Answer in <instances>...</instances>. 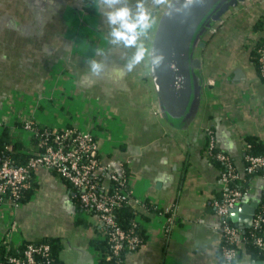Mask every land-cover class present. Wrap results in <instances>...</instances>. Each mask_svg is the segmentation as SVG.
Segmentation results:
<instances>
[{"label": "crops", "instance_id": "1", "mask_svg": "<svg viewBox=\"0 0 264 264\" xmlns=\"http://www.w3.org/2000/svg\"><path fill=\"white\" fill-rule=\"evenodd\" d=\"M263 14L264 0L245 1L205 35L199 51L202 106L181 133L157 110L149 75L134 72L118 83L82 80L93 50L107 47V27L91 0H0V127L28 108L39 124L88 128L102 162L124 163L134 195L146 200L138 208L145 217L144 241L126 254L125 264H217L221 235L210 202L222 187L206 141L210 132L240 175L245 138L264 144V81L248 57L258 35L252 27ZM108 63L116 68L123 61L109 50ZM24 143L32 154V144ZM33 175L37 187L29 200L15 209L0 207V239L15 226V241L58 238L60 264H97L90 245L101 227L97 216L77 211L75 189L53 171L39 167ZM262 192L263 181L255 175L229 213L233 224L240 227L247 210L256 211ZM171 207L176 218L166 232ZM237 245L239 264L264 262L253 260L242 241Z\"/></svg>", "mask_w": 264, "mask_h": 264}, {"label": "built area", "instance_id": "2", "mask_svg": "<svg viewBox=\"0 0 264 264\" xmlns=\"http://www.w3.org/2000/svg\"><path fill=\"white\" fill-rule=\"evenodd\" d=\"M257 36L252 38L251 45ZM264 51V46H263ZM261 66L264 70V56L261 57ZM20 125H15V122ZM8 126L14 136L25 132L21 140L33 147V153L24 164L13 162L8 155H0V207L17 208L23 204V191L33 188L30 177L36 168H45L53 171L61 180L72 186L78 198V203L84 215L89 213L96 215L101 226L105 227L107 239L111 249L116 253L123 247L134 251L140 244L139 236L132 229H125L117 222L115 210L121 206L129 205L135 209L144 206L145 199L134 195L131 186V176L124 163L102 162L99 156L98 142L95 134L88 128L70 126L40 125L30 114H19L13 122H3L0 127ZM244 149L250 147L244 143ZM206 152L209 158H214L223 164L219 174L218 183L222 187L220 197L211 199V206L218 217V229L223 244L220 245V257L237 255L234 247L242 241L241 229L229 223V213L247 193L239 188L229 187L228 183L237 178L238 171L230 156L215 148L214 139L209 132L206 141ZM244 160L248 164L247 170L260 169V178L263 181L264 194V156L244 154ZM113 167V169H112ZM107 183L104 184V180ZM35 182L36 179H33ZM155 206V204L151 205ZM174 208L166 209L169 213L166 225L168 232L173 219L176 218ZM139 216L137 213L135 218ZM264 223V199L263 210L253 217L252 224L261 227ZM15 226L9 227L7 239L14 244L20 241L12 240L11 233ZM255 243L264 248V238L256 237ZM49 245L46 243H27L20 257L11 256L7 259L9 264H49ZM6 261V260H5ZM0 261V264H5ZM234 262H232L233 264ZM220 264V263H219Z\"/></svg>", "mask_w": 264, "mask_h": 264}, {"label": "water", "instance_id": "3", "mask_svg": "<svg viewBox=\"0 0 264 264\" xmlns=\"http://www.w3.org/2000/svg\"><path fill=\"white\" fill-rule=\"evenodd\" d=\"M245 1L251 0H203L202 5L197 4L185 16L158 13L151 43L166 60L164 67L149 78L157 110L173 130L186 132L200 112L203 78L199 51L205 46V35L215 30L229 10H238ZM247 213L248 217L239 225L241 230L252 225L254 210Z\"/></svg>", "mask_w": 264, "mask_h": 264}, {"label": "trees", "instance_id": "4", "mask_svg": "<svg viewBox=\"0 0 264 264\" xmlns=\"http://www.w3.org/2000/svg\"><path fill=\"white\" fill-rule=\"evenodd\" d=\"M252 29L256 33H258V35L252 46H250L248 52L249 62L255 68V71L257 75L260 77V79L264 81V70H262L261 61H260L261 57L264 56V51H263L264 14L261 15L255 21ZM15 125H20V124L16 121ZM245 143L250 145V147L245 149V154L264 156V144L257 137H252V136L246 137ZM0 155H8L13 159V162L18 164H24L30 157L31 153L30 151L26 150V145L19 138V136H14L11 133L9 127L3 125L0 131ZM210 159L217 164L221 172L223 169V164L214 158H210ZM247 165L248 164L244 160V173L241 175L238 173L239 176L228 183L229 187L239 188L241 191H246L248 189V183L250 179L255 175L258 176L261 175L260 169L256 168L252 171H248ZM33 179H34V175L33 173H31L30 180L33 185V188H29L23 191V198H22L23 203L29 200L33 196L34 191L36 190L37 182H35ZM221 192L222 191L217 193L216 197H220ZM263 199H264V194L262 192V197L258 203V206L256 208V211L254 212L253 217L257 216L263 210ZM77 206H78L77 211H79L83 215V210L81 209L79 203ZM147 206H150L151 209L159 212V210L156 209L154 206H151L149 204H147ZM115 213H116L117 222L120 226H122L127 230L132 229L134 232L137 233L140 239V244H139L140 246L144 241V237L146 233L144 230L145 217H143L139 209L138 208L135 209L134 207H131L129 205H124L117 208L115 210ZM137 213L139 214V216L135 218ZM88 215H92V214L89 213ZM229 223L233 226H236L231 222L230 219H229ZM263 229H264V223H262L261 227L259 228L255 227L252 224L250 227L240 231L242 235V242L244 249L246 253L250 254V257L253 260L264 259V248L259 247L255 243L256 237H262ZM27 243L30 242L22 240L18 244H14L11 240L7 239V235L5 237H2L0 239V261L6 260L5 264H9V262L7 261L9 257L11 256L20 257L21 251ZM35 243L48 244L50 247L48 253L49 264H60L59 253L61 250V242L59 241L58 238L44 237L40 240L35 241ZM221 243L223 244L222 239L218 246L219 258H220ZM90 245L95 252L97 264H125L126 254L132 252L128 248L123 247L121 250L115 253L110 247V244L107 239L106 229L103 226H101L99 228L98 233L91 238ZM234 247L237 248V250H239L237 244L236 245L234 244ZM237 255L233 261L234 262L233 264H235L236 262ZM219 263L220 262L218 260L217 264Z\"/></svg>", "mask_w": 264, "mask_h": 264}, {"label": "clouds", "instance_id": "5", "mask_svg": "<svg viewBox=\"0 0 264 264\" xmlns=\"http://www.w3.org/2000/svg\"><path fill=\"white\" fill-rule=\"evenodd\" d=\"M101 13L107 27V47H97L87 59L82 80L95 84L101 80L118 83L136 72L139 76L154 75L165 65L166 57L157 52L151 43L157 24V13L169 17L185 16L203 0H91ZM109 50L119 54L122 66L110 68ZM235 254L220 257V264H232ZM239 264V262H236Z\"/></svg>", "mask_w": 264, "mask_h": 264}, {"label": "rangeland", "instance_id": "6", "mask_svg": "<svg viewBox=\"0 0 264 264\" xmlns=\"http://www.w3.org/2000/svg\"><path fill=\"white\" fill-rule=\"evenodd\" d=\"M68 106H71V103L68 104V105L65 106V107H62L60 104H58V108H59V109H60V108H66V107H68ZM24 112H25V113H30L29 110H28V108H26V110H25ZM34 116L37 117V114H35ZM38 117H39V116H38ZM40 125H43V124H40ZM44 125H47V124H44ZM48 126H51V125L49 124ZM55 127H56V126H55ZM58 127H61V126H58ZM22 133H25V132H22Z\"/></svg>", "mask_w": 264, "mask_h": 264}]
</instances>
